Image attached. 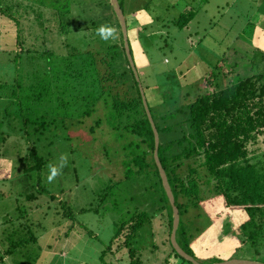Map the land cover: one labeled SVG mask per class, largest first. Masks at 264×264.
<instances>
[{
  "label": "trees",
  "instance_id": "trees-1",
  "mask_svg": "<svg viewBox=\"0 0 264 264\" xmlns=\"http://www.w3.org/2000/svg\"><path fill=\"white\" fill-rule=\"evenodd\" d=\"M25 1L35 14L36 24L42 28L43 37L47 38L55 31L61 36L79 33L80 41L75 45L70 40L62 39L59 50L48 43L41 47V51L35 48L38 46L25 47V39L22 38L24 28L20 16L15 15L18 12L16 5L20 3L0 0V29H6L8 24V31L1 32L0 37L3 39L9 33L13 34L15 46L19 48L8 53L9 56L14 55L16 72L10 85L14 109H5L3 114L8 125L12 126L14 122L19 126L21 140L34 136L32 143H26L32 162L23 169L24 173L39 172L49 164H56L54 160L59 162L60 157L65 156L67 149L71 148L67 144L70 140L68 124L82 123L85 116L92 115L103 104L107 126L115 135H121L117 137L126 140V145L124 143L122 146L130 158L125 161L127 169L123 180L131 183L148 179L151 182L150 190L157 196V205H153L158 206L163 214L170 246L167 257L159 264H174V261L192 264L175 251L170 241L172 208L154 162L153 130L143 106L138 81L124 50L115 12L111 9L104 23L98 25L95 21H87L82 27L74 25L75 20H71L74 0ZM118 1L127 16L128 12L123 7L127 1ZM196 4L187 6L173 20V24L179 29L187 27L194 16L191 9L194 13L198 11ZM107 5L112 8L109 0ZM5 19L10 20L11 25L9 21L4 23ZM46 21L53 23L49 34ZM246 24L251 30L249 40L246 39L249 45L242 38L243 34L235 36L232 46L237 41L247 46L240 49L229 47L224 51L220 61L203 76L204 92H193L189 85H183L175 67L160 70L157 73L160 76V92L162 90L163 93H160V101L150 106L146 94L148 85L142 81L139 73L159 134L158 156L179 210L177 242L189 255L204 264L227 260L219 256L197 255L193 248L194 240L186 228L185 217L191 208L202 207L208 199L221 198L225 207L240 209L247 214V219L236 228L246 236L242 245L244 248L264 240V152L252 149L264 135V49L254 42L255 25L252 22ZM102 25L116 29V40L115 37L108 41L100 38L97 30ZM11 26L13 28L9 30ZM87 29L88 35L84 33ZM43 37L39 39L37 35L34 40L42 41ZM137 40H141V35L137 36ZM129 46L139 72L130 38ZM229 50L233 51L232 57ZM7 85L3 84L5 87ZM150 99L155 101L157 98ZM46 134L49 150L41 153L38 143ZM75 161L72 162L75 164ZM111 186L108 184L104 188L99 198L102 203ZM42 193L47 191L37 186L35 192L20 193L17 200H34ZM50 198L55 199V196L50 195ZM59 206L65 218L73 219L74 212L65 202L62 201ZM94 207L80 208V212ZM26 213V210H19L20 217L17 220L23 219ZM10 220L4 216L2 223ZM147 220L146 213L136 211L130 219L116 224L113 239L123 234L118 249L126 250L128 264H143L140 251L133 248L131 242ZM28 228L30 226L26 223L19 227L23 231L22 238L13 242L0 256V264L6 255L15 252L22 244L37 242V235ZM100 258L104 262L103 254Z\"/></svg>",
  "mask_w": 264,
  "mask_h": 264
},
{
  "label": "rangeland",
  "instance_id": "rangeland-1",
  "mask_svg": "<svg viewBox=\"0 0 264 264\" xmlns=\"http://www.w3.org/2000/svg\"><path fill=\"white\" fill-rule=\"evenodd\" d=\"M162 1L132 0L123 6L126 13L144 9L143 12L150 18L144 23L141 18H130L128 28L134 29L135 34L138 30L142 50H146V64L141 66L138 62L137 66L142 81L148 85L146 94L150 106H155L160 101V93H163L162 90L160 92V76L157 73L160 70L175 67L183 85H189L193 92H204L203 76L220 61L224 51L229 47L240 49L249 45L247 40L251 30L246 22L255 25L254 42L264 49V0H197L198 11L194 13L191 9L193 19L188 27L182 29L175 26L173 20L178 16L175 9L178 6L183 8V1L177 0L178 6H169ZM74 2L71 20H75L74 25L82 27L87 21H95L98 25L104 23L108 12L113 9L107 5V0ZM16 3H20L16 5L18 12L15 15L20 16L24 28L22 38L25 39V47L38 46L35 48L41 51V47L48 43L59 50L62 39L70 40L75 45L80 41L79 33L67 36H61L57 31L50 33L53 23L46 21L45 26L50 33L48 41L46 36L43 37L42 28L36 24L35 14L27 7L28 2L13 0V4ZM7 21L11 25V21ZM7 21L5 19L4 23ZM142 24L144 26H139ZM7 26L4 30L0 29V33L8 31ZM84 33L88 35L89 30ZM241 34L247 45L237 41L232 46L235 36ZM12 35L9 33L3 39L0 37V123L3 122L0 126V217L3 219L0 218V256L13 242L22 238L23 231L19 227L25 223L38 240L22 244L15 252L6 255L2 264H128L126 250L118 249L123 234L116 239L113 237L116 224L130 219L136 211L146 213L148 220L136 232L132 247L140 251L143 264H159L167 257L170 246L163 214L158 206L153 205H157V196L150 190L151 182L148 179L131 183L123 180L127 169L125 161L130 158L122 146L126 140L120 138V134L112 133L113 130L107 126L103 104L92 115L85 116L82 123L68 124L70 140L67 144L71 148L65 154L67 164L52 183L47 181L48 167L39 172L24 173L23 169L32 162L26 143L30 144L34 136L21 140L19 126L14 122L12 126L8 125L3 114L5 109H14L10 85L16 72L14 55L9 56L8 53L19 48L15 46ZM37 35L39 39L43 37L42 41L34 40ZM229 55L233 56L232 50H229ZM3 84L9 85L5 87ZM155 96V101L150 99ZM47 137L48 134L44 135L38 143L41 153L49 150ZM252 149L264 152V135ZM54 162L58 163L57 160ZM119 180L122 181L117 183ZM108 184L112 186L106 191L102 203L99 198ZM37 186L43 187L47 193L38 194L34 200H17L20 193L35 192ZM50 195H54L55 199H51ZM62 201L74 212L73 219L69 220L61 214L59 205ZM90 206L95 207L80 212V208ZM19 210H26V215H22L24 220H17L20 217ZM4 216L11 220L2 223ZM185 218L192 240L202 236L216 222L225 220L218 214L216 207L206 211L201 206L191 208ZM16 232L19 233L16 235ZM102 254L104 262L100 258ZM238 256L264 263V240L249 248L242 246L235 254V257ZM174 264L178 262L174 261Z\"/></svg>",
  "mask_w": 264,
  "mask_h": 264
},
{
  "label": "crops",
  "instance_id": "crops-1",
  "mask_svg": "<svg viewBox=\"0 0 264 264\" xmlns=\"http://www.w3.org/2000/svg\"><path fill=\"white\" fill-rule=\"evenodd\" d=\"M126 1L127 3H129V1L132 0H126ZM181 1H183L184 6L183 4L182 6L184 9L187 8V6L189 5H197L196 3H198L197 0H186V1L181 0ZM162 2L169 6L171 5L178 6L177 0H175V2L171 0H164ZM178 8L180 9L177 10ZM178 8L175 9L177 15H179V13H181L184 10L179 6ZM143 11L144 9L140 11L134 10L133 13H129L128 11L127 16H125L128 28L130 24V20H129L130 18H138L139 20L141 18L142 23L146 22L147 20H150V18H148ZM137 12H141V13L137 14ZM189 25H187V27ZM139 26L142 27L144 25L142 24ZM136 29L137 28H135V30ZM137 33L138 30L135 34L134 29L133 30L128 29L129 38L132 41V45L135 50V59L138 56V61H136V63L138 65V62H140L142 64L141 66H143L144 63L146 62L145 61L146 55L142 50L141 41L137 40V36H139L137 35ZM202 207H204L206 211H209L210 209L216 207L218 214L221 215V218H223V220L224 219L225 220L223 221L224 223L216 222L215 225L211 226L207 231H205L202 236H200L197 239H194L193 248L196 254L201 257L219 256L227 260L228 258L232 259V258L240 257V256L235 257V254L237 252V249L243 245L246 236H244L242 233H239L236 230V228H238V226L241 225L247 219V214L240 209H232L225 207L223 204V200L221 198L208 199L203 203ZM227 229L229 231L228 233H227ZM240 259H249V258L240 257Z\"/></svg>",
  "mask_w": 264,
  "mask_h": 264
},
{
  "label": "water",
  "instance_id": "water-1",
  "mask_svg": "<svg viewBox=\"0 0 264 264\" xmlns=\"http://www.w3.org/2000/svg\"><path fill=\"white\" fill-rule=\"evenodd\" d=\"M114 12L116 14V17L119 21L120 24V28H121V32H122V38H123V46H124V50L127 56V59L129 61V64L132 68V71L134 73L135 79L138 81V86L141 92V96H142V102H143V106L144 109L146 111L147 117L149 119V122L151 124L152 130H153V135H154V150H153V158H154V162L158 168L160 177H161V181H162V185L164 188V191L167 195L169 204L171 205L172 208V230L170 233V241L171 244L173 246V248L175 249V251L181 256L183 257L185 260L191 262L192 264H204L199 262L198 260H196L194 257H192L191 255H189L177 242L176 239V230L178 228L179 225V221H180V215H179V210L177 208V206L175 205V198L171 189V186L169 184L166 172L161 164V161L159 159L158 156V146H159V134H158V130L155 126V123L153 121L151 112L149 110L148 104H147V100H146V96L144 94V89L143 86L140 82V78H139V72L136 68L134 59L132 57L131 54V50H130V46H129V34H128V26H127V21H126V17L124 15V12L119 4L118 0H109ZM211 264H264V263H260L257 261H252V260H248V259H238V258H232L229 260H225V261H221V262H216V263H211Z\"/></svg>",
  "mask_w": 264,
  "mask_h": 264
},
{
  "label": "clouds",
  "instance_id": "clouds-1",
  "mask_svg": "<svg viewBox=\"0 0 264 264\" xmlns=\"http://www.w3.org/2000/svg\"><path fill=\"white\" fill-rule=\"evenodd\" d=\"M97 34L100 36L101 39L108 41L111 38L115 37V29L111 26H100L97 30ZM67 164V157L61 156L60 161L56 164H49V174L47 175V181L52 183L58 175L61 174L62 169Z\"/></svg>",
  "mask_w": 264,
  "mask_h": 264
}]
</instances>
